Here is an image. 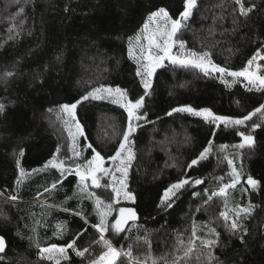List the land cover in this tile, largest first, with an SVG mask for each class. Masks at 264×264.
I'll return each mask as SVG.
<instances>
[{"label":"trees","instance_id":"16d2710c","mask_svg":"<svg viewBox=\"0 0 264 264\" xmlns=\"http://www.w3.org/2000/svg\"><path fill=\"white\" fill-rule=\"evenodd\" d=\"M243 3L255 5L247 16L240 15L235 0H197L176 37L185 41V49L176 45L173 54L208 52L221 67L243 69L264 45V0ZM183 4L184 0H0V104L4 106L0 111V234L7 243L0 264H55L42 258L40 248L72 241L78 250L89 251L82 257L67 249L68 258L60 264H87L96 258L104 249L92 225L98 223L97 211L103 205L96 209L88 192L104 204H113L105 238L122 252L131 247L141 261L150 254L158 261L167 256L169 264L177 256L181 259L176 264H212L199 240L184 257L195 224L198 236L218 241L211 248L218 264H264V117L257 114L245 124L225 127L188 112H172L191 106L241 118L264 104V91H256L244 77L233 81L225 76L226 86L219 73L206 76L192 66L165 60L145 96L142 78L136 75L140 64L128 53L129 38L151 12L164 8L178 19ZM257 64L264 75V60L255 63V71ZM101 85L124 89L133 101L145 97L138 114L146 118L135 122L139 126L130 136L135 158L128 167L126 191L135 199L114 202L108 176L100 180L101 187L92 186L85 193L76 192L77 176L72 172L64 176L34 173L17 184V160L20 168L32 173L58 147L59 159L72 160L74 165L91 158L94 153L87 147L91 144L104 157L105 166L114 168L108 158L127 128L124 108L108 99L77 105L76 120L83 135L79 138L82 155L75 159L70 156L67 116L60 111L61 105L75 103ZM239 132L252 135L254 144L236 147L242 142ZM209 140L212 150L207 158L189 168ZM228 160L242 173L236 187L227 190L228 208L252 206L250 214L241 213L240 228L235 231L228 230L225 224L230 221L220 216L225 197L212 196L222 184L231 183ZM249 175L258 182L255 188L247 183ZM181 178L203 183H189L171 207H158L164 189ZM45 188L51 190L45 192ZM123 206L134 209L137 219L117 234L110 224ZM60 223L65 230L54 235ZM209 227L219 236L210 234ZM179 240L184 244H178ZM117 264H130L129 258L122 254Z\"/></svg>","mask_w":264,"mask_h":264},{"label":"snow or ice","instance_id":"6c2138e0","mask_svg":"<svg viewBox=\"0 0 264 264\" xmlns=\"http://www.w3.org/2000/svg\"><path fill=\"white\" fill-rule=\"evenodd\" d=\"M235 4L239 6V12L242 16H247L249 12L252 11L251 7H245L243 0H235ZM197 6V0H184L183 11L179 13L178 19H173L169 13L164 9L160 8L157 11L151 12L145 21L141 32L137 33L135 37L136 45L140 49V55L137 58L140 66L137 68L136 75L140 76L141 83L145 89V96L148 94L147 90L151 87V78L156 70L160 67L164 66V61L167 60L174 65L180 66H192L194 68L199 69L206 76L212 73H219L220 79L227 85H229V81L224 79L225 76H229L233 78L235 81L238 77H244L248 83L254 88L256 91H264V75L259 74L260 65H256V71H251L250 69L254 65L257 60H264V55L261 53L264 52V45L261 48H258L256 53L247 61L245 67L239 71H233L227 67H221L216 64L212 59L208 52H189L180 54H173L174 46L178 45L181 50L185 49V41L177 39V34L180 32L182 27L184 26L185 21H187L193 13V9ZM150 25H154V27H150ZM132 39L129 38V56L135 57V52L132 46ZM146 41V45L142 42ZM143 61V63H141ZM8 75H11L9 73ZM252 90V89H249ZM101 93H105L107 95H102ZM108 97H115L112 102L119 104L124 110L127 112L128 124L126 130L123 132V138L119 141V145L115 150V153L110 156V159L113 162L114 171L104 167V157L100 154V152L96 151L91 144H88L87 147L92 149L93 156L90 160H85L84 164H76L75 169L66 165L65 160L59 159L57 153H59L60 149L57 148V153H54L52 158L46 161L40 169H33L32 173L25 172L24 169L20 168V162L17 160V168L20 170V174L17 177V184L22 183L23 178L48 169H56L61 173V176L64 175L65 172L71 173L75 172V175L79 178L78 188L81 193L88 192V183L87 181L90 179L92 186L99 188L101 184L99 182L98 173H102L105 176L111 175L113 177L112 182L108 185L112 188V191L115 193L116 200L118 201L120 198L134 200L135 197L129 191H126L127 184L126 178L128 174V166L131 164V161L135 158L130 147V136L136 128L139 126L136 124V121H140L146 118L145 115L138 114L140 110L144 106V96H141L139 99L135 101L128 98V93L126 90L121 88H111L104 87L101 85L99 88H94L92 91L88 92L86 95L82 96L79 100H77L73 104H64L61 105V111L67 115L69 119H65L64 123L66 126L70 125L72 121H75V133L71 131L69 128V136L73 140L72 152L74 157H80L81 152L77 150L76 139L78 135H83V129L76 120L75 110L77 105H79L82 101H86L89 99L92 100H102ZM4 106L0 104V111H2ZM51 111V109H49ZM188 112L196 116H201L203 119L210 123H216L217 126L223 124L225 127L233 126V125H242L245 122L252 119L253 116L260 114L261 117H264V104H261L259 107L249 112L247 115L241 118H233L231 116H220L216 115L209 108H201L199 110L192 108L191 106H184L180 108L172 109V112ZM171 115V112L169 113ZM258 125L253 124V128ZM238 135L242 137V142L236 147L243 148L246 145L251 147L254 144V139L252 135H245L243 132H239ZM212 141H208V146L200 152L199 156L196 159H193L191 163L188 165L189 168L196 165L200 160L207 158V155L211 152ZM222 149L226 146L221 145ZM21 155H23V151H21ZM227 159V157H225ZM228 166L231 168L230 175L232 176L231 183L222 184L217 191L212 193V196L221 195L225 197V210L220 212V216L226 221H230V224L226 223L225 227L230 231H235L240 228L239 219L241 217V213L250 214L252 206L241 207L237 205L235 208L229 209L227 205V190L230 188L236 187V185L240 181V177L242 175L241 172L237 171L233 166V161L228 160ZM120 173L121 177L118 181L115 173ZM222 179V178H220ZM57 183H53L51 185V189H55ZM189 183L201 184L203 181L201 179H190V178H181L176 182L168 185L167 188L164 189L163 194L160 197V205L159 206H172V201L174 197H176L177 193L183 189ZM247 183L252 188L257 186V181L253 179L251 175L247 177ZM51 189L45 188V192L50 191ZM89 198H94L97 209L103 205V210H98V223L92 225L100 234V239L97 243H101L103 246V251L94 259L89 260V264H117L118 258L123 254L129 258L130 264H147L148 259H152L151 255L148 254L145 257V260L141 261L138 258L134 257L132 254L131 247L127 251L118 250L113 247V244L110 240L105 238V232L109 230V221L108 217L112 215L113 204H104V202L100 199V197L96 196L94 192H88ZM209 197V199L212 198ZM10 199L16 200V196H11ZM230 213H234V215H230ZM79 215V213H77ZM137 219V215L134 209L131 208H120L119 214L116 216L115 220L111 222V229L119 234L125 230V226L129 223V221H135ZM65 230V225L60 223L57 225V231L54 235L62 234ZM209 233L215 236H219V233L216 231L214 227H209ZM246 233V229L244 230ZM199 240L200 245L203 249H207L208 251L205 253L212 264H218L217 258L213 256L211 252V248L215 246L218 241L216 239H207L204 237H200L196 232V225L193 224V230L191 234V238L188 240L187 245L183 249L184 257H187L192 252L193 248L196 246V241ZM241 241L243 242V236H241ZM178 244H184L183 240H179ZM67 249H73L76 251V255L85 256V254L89 251V249L85 248L83 250H78L76 248V242L72 241L68 243L66 246H58L56 244H51L49 247L40 248V254L42 258H47L48 260H55V264H60L61 259H67ZM5 250V241L2 237H0V252H4ZM180 257H175L172 260L171 264H176V261L180 260ZM159 261H163V264H169L168 257L163 256L159 258ZM157 259H152V264H159Z\"/></svg>","mask_w":264,"mask_h":264},{"label":"rangeland","instance_id":"374dc122","mask_svg":"<svg viewBox=\"0 0 264 264\" xmlns=\"http://www.w3.org/2000/svg\"><path fill=\"white\" fill-rule=\"evenodd\" d=\"M157 11V10H156ZM145 23V22H144ZM144 25V24H143ZM143 25L140 27V29L138 30V32L137 33H139V32H141V29L143 28ZM150 27H154V25H150ZM137 35V34H136ZM136 35L134 36V37H132L133 39H132V46H133V49H134V52H135V57H139V55H140V49H139V47L136 45V41H135V37H136ZM145 45H146V41H142ZM128 53H129V51H128ZM135 57H131V58H135ZM260 60H257L256 62H259ZM255 62V63H256ZM141 63H143V61L141 62ZM255 63H254V65H255ZM252 66V68L250 69L251 71H255V66ZM104 87H111V86H109V85H105ZM97 88H99V87H97ZM111 88H113V89H115V88H118V87H111ZM102 95H107V94H105V93H101ZM115 97H108V98H106V99H108V100H110V101H112L113 99H114ZM73 104V103H72ZM119 105V104H118ZM197 110H199V109H197ZM60 111H61V109H60ZM62 112V111H61ZM63 113V112H62ZM64 114V113H63ZM64 115H66V114H64ZM67 116V115H66ZM67 119H69L68 117H67ZM78 121V120H77ZM69 128H71V131L72 132H74L75 133V131H76V128H75V121H72L71 122V124L70 125H68L67 126V130H68V132H69ZM82 135H78L77 136V139H76V146H77V150L78 151H80L81 153H82V151H81V147L79 146V138L81 137ZM69 137V143H70V145H69V148H71L72 149V147H73V140L71 139V137L70 136H68ZM88 145V144H87ZM131 147V146H130ZM82 155V154H81ZM70 156L71 157H73L74 159L76 158V157H74L73 156V152H72V150H71V154H70ZM93 156V155H92ZM91 156V157H92ZM91 159V158H90ZM90 159H86V160H90ZM84 162H85V160L84 161H82V163L81 164H84ZM66 163V165L67 166H69V167H71V168H73V169H75V165H76V161H74V165L72 164V160H69L68 161V163L67 162H65ZM43 167V166H42ZM42 167H40V168H42ZM104 167H106V168H108V169H110L111 167L110 166H105V162H104ZM129 167V166H128ZM39 168V169H40ZM112 171H114V168L112 169ZM48 172H53L54 173V175H60L61 176V173L59 172V171H57L56 169H48V170H45V171H40V172H37L38 174H45V173H48ZM69 172H65L64 174L66 175V174H68ZM72 173L73 174H75V172L74 171H72ZM64 176V175H63ZM98 176H99V182H100V180H102V177L103 176H105V175H103L102 173H98ZM115 176H116V178H117V185L116 186H118V181H119V179L120 178H122L121 177V174L120 173H115ZM108 177H109V184L112 182V180H113V177L111 176V175H108ZM78 183H79V178L77 177V180H76V188H75V190H76V192H78V193H81L80 191H79V188H78ZM87 183H88V190L89 191H92V189H91V187H92V184H91V180L89 179L88 181H87ZM111 188V187H110ZM112 189V188H111ZM35 201H38V199H34ZM131 201H133V200H130V199H123V198H120L118 201L116 200V197H115V193H114V202H121V203H125V202H131ZM94 204V207L97 209V206H96V204H95V202L93 203ZM121 208H131V207H128V206H123V207H121ZM132 209V208H131ZM118 214H119V212H118ZM50 245H47V246H45V247H43V248H46V247H49ZM87 264H89V262L87 263Z\"/></svg>","mask_w":264,"mask_h":264},{"label":"water","instance_id":"95a60500","mask_svg":"<svg viewBox=\"0 0 264 264\" xmlns=\"http://www.w3.org/2000/svg\"><path fill=\"white\" fill-rule=\"evenodd\" d=\"M0 237H2V238L4 239V241H5V250H6V247H7L6 239H5V237H4L3 235H1V234H0ZM5 250H4V251H5ZM1 253H3V252H0V254H1Z\"/></svg>","mask_w":264,"mask_h":264}]
</instances>
